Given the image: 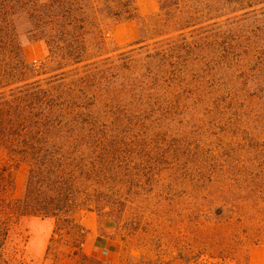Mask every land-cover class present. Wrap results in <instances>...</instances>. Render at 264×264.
Segmentation results:
<instances>
[{"label": "rangeland", "instance_id": "1", "mask_svg": "<svg viewBox=\"0 0 264 264\" xmlns=\"http://www.w3.org/2000/svg\"><path fill=\"white\" fill-rule=\"evenodd\" d=\"M78 1L59 28L82 48L76 62L50 56L37 36L58 26L44 20L18 25L23 59L36 81L65 78L85 128L120 154L79 229L0 210V264H261L264 0H169L166 14L134 0L125 21L111 17L124 0Z\"/></svg>", "mask_w": 264, "mask_h": 264}, {"label": "trees", "instance_id": "2", "mask_svg": "<svg viewBox=\"0 0 264 264\" xmlns=\"http://www.w3.org/2000/svg\"><path fill=\"white\" fill-rule=\"evenodd\" d=\"M168 1L159 0L162 14L168 10ZM78 3L0 0V210L9 221L23 216L54 218L79 229L73 224L74 215L78 210L102 209L96 206H100L99 190L108 171L106 161L120 154L116 147L100 144L101 136L85 128L86 114L75 109L71 89L64 91L69 84L65 78L48 84L36 81L38 73L23 59L18 25L38 26L44 20L54 30L58 26L54 33L37 36L45 40L50 56L59 63L70 59L76 62L82 48L74 47L75 35L59 28ZM37 7L44 10L43 18ZM136 14L134 0H124L123 8L111 17L125 21ZM58 17L64 20L58 21ZM79 39L82 44L84 37ZM30 72L35 75L32 80ZM20 164L27 167L23 192L17 199H6Z\"/></svg>", "mask_w": 264, "mask_h": 264}, {"label": "crops", "instance_id": "3", "mask_svg": "<svg viewBox=\"0 0 264 264\" xmlns=\"http://www.w3.org/2000/svg\"><path fill=\"white\" fill-rule=\"evenodd\" d=\"M83 221V220H82ZM94 229H95V226H89V232L91 233L92 231H94ZM249 264H256L255 262H254V259H252V258H250V262H249ZM261 264H264V258H262L261 259Z\"/></svg>", "mask_w": 264, "mask_h": 264}]
</instances>
